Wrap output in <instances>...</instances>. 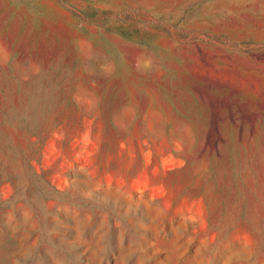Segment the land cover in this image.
<instances>
[{"label":"rangeland","instance_id":"obj_1","mask_svg":"<svg viewBox=\"0 0 264 264\" xmlns=\"http://www.w3.org/2000/svg\"><path fill=\"white\" fill-rule=\"evenodd\" d=\"M0 264H264V0H0Z\"/></svg>","mask_w":264,"mask_h":264}]
</instances>
